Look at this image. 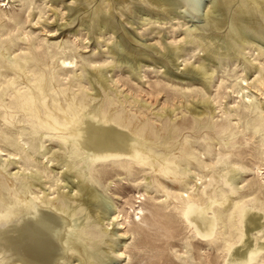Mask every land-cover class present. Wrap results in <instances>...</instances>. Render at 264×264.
I'll return each mask as SVG.
<instances>
[{
	"label": "rangeland",
	"instance_id": "374dc122",
	"mask_svg": "<svg viewBox=\"0 0 264 264\" xmlns=\"http://www.w3.org/2000/svg\"><path fill=\"white\" fill-rule=\"evenodd\" d=\"M207 2H204V10L211 6ZM222 5L226 6V2ZM118 6L113 0H0V11L7 14L0 15V50L6 51L8 58L17 56L21 61L45 50L52 52L54 58L73 60L74 66L68 69L58 66L56 61L47 63L59 72L55 76L59 79L58 86L64 90L95 93L91 77L96 80L101 73L106 92L90 104L99 101L112 115L129 117L134 125L136 113L144 111L151 119L150 133L146 134L153 150L160 157L179 162L164 172L157 160L144 164L121 159L95 165L74 154L75 165L94 175V189L121 210L117 220L103 222L109 235L102 245V253L112 258L109 264H224L227 253L224 225H218L211 239H199L192 224L182 215L184 201L174 195L180 188L187 193H202L204 188L209 189L216 183L210 175L200 179L212 169L207 171L195 165L189 173L184 172L186 166L180 162L188 159V151L192 150L199 162L203 159L210 162L212 157L218 158L227 151L231 159L237 161L230 166L232 172L240 166L253 168L238 175V188L264 202V160L256 158V154L264 157L260 154L264 148L259 135L254 137L245 130L248 119L245 105L255 102L257 108H264V89L260 86L264 81V34L253 29L249 35L254 44L247 48H241V44L238 58L217 55L210 61L208 56L214 46L206 39L199 41L200 35L208 33L204 29L206 20L189 15V4L178 8L175 16L142 0ZM98 9L101 17L96 14ZM252 20L251 27L264 31V14L258 12ZM213 31L225 36L228 28L223 25ZM131 35L134 40H130ZM170 46H177L179 52L164 58ZM122 49L144 50L147 54L141 55L140 61L125 63L117 55ZM201 65L206 72H202L199 79L190 80L182 75L187 68ZM10 73L11 79L14 72ZM247 92L253 102L244 101L242 96ZM112 100L117 104H111ZM195 108L209 114L196 119L192 115ZM118 127L129 132L128 128ZM173 131L175 136H172ZM16 132L11 131L13 135ZM29 132L27 130L20 138L28 141V136L35 135ZM174 139L178 142L176 147ZM46 145L50 148L49 159L54 163L64 157L60 139L47 141ZM25 147L42 158L29 143ZM207 147H211V152ZM0 159L8 164V170H0V177L10 181L9 172L17 171L20 164H10L7 155H0ZM192 162L197 163L194 158ZM258 165L261 171L256 169ZM52 166L57 171L59 166ZM43 180L49 181L45 188L50 196L68 191V188H60L65 182L46 176ZM250 185L254 188H248ZM100 228L102 226L93 229L97 233ZM109 240L115 242V251L125 254L108 252ZM125 242L126 247H121ZM227 257L226 261L229 254Z\"/></svg>",
	"mask_w": 264,
	"mask_h": 264
},
{
	"label": "bare ground",
	"instance_id": "6f19581e",
	"mask_svg": "<svg viewBox=\"0 0 264 264\" xmlns=\"http://www.w3.org/2000/svg\"><path fill=\"white\" fill-rule=\"evenodd\" d=\"M113 1L120 8L132 0ZM142 1L149 2L166 14L174 16L178 8L189 4V15L197 20L204 17V29L208 30V33L200 35L199 41L206 39L214 46L208 56L210 61L217 55L230 59L238 58L241 44V48L254 44L249 35L253 29L264 34L261 28L251 27L252 18H256L258 12L264 14V0ZM207 1L211 6L204 10L203 5ZM224 1L226 6L222 5ZM100 12V9L96 10L99 17L102 16ZM1 14L7 15L5 11H0ZM8 19L11 20L9 16ZM223 25L228 28L225 36L213 31ZM128 35L130 34L127 32ZM133 37L131 35L130 40H134ZM174 47L169 55L164 54L163 57L177 55L180 46ZM39 53L21 61L17 56L8 58L7 52L0 50V155H7L10 164L14 162L23 168L22 172L20 167L17 171L9 172L10 181L0 177V264H74L75 261L77 264H109L112 258L102 253V245L108 241L106 236L109 235L103 222L117 220L121 210L113 201L108 202L110 199L94 189V175L91 171L75 165L74 154L81 155L95 165L121 159L144 164L157 160L164 172H168L179 162L160 157L153 150L146 134L150 133L148 123L151 119L144 111L136 113L138 116H134V125L129 117L112 115L102 104L99 105V101L90 104L106 92L103 83L105 78L101 73L96 80L91 77L95 93L78 92L71 88L64 90L58 86L59 79L55 76L59 72L55 70L54 65L51 68L47 63L53 64L56 61L58 66L68 69L74 66L75 62L54 58V54L48 50ZM146 54L144 50L138 49H122L117 52L119 59L125 63L140 61L139 57ZM173 65L175 67V64ZM11 71L14 76L10 79ZM202 72H206L203 65L192 66L184 70L182 75L192 80L198 78ZM97 83L100 85L97 86ZM260 83L264 89V81ZM242 97L246 102L251 99L248 92ZM110 103L117 104L113 100ZM245 107L248 108L245 130H249V134L254 137L259 135L261 147L264 148V108H257L255 102ZM130 111L133 109L130 108ZM208 114L204 109H192V115L196 119ZM114 123L128 128L129 132ZM12 130L17 131L16 135L11 133ZM27 130L35 135L28 136L29 140L25 141L20 137ZM173 135H176L174 131ZM56 139L62 141L65 153L62 159L54 163L49 159L50 148L46 142ZM26 143L32 146V150L39 152L42 158L26 148ZM177 143L174 139L175 147ZM207 150L211 152V147H207ZM260 154H264V149ZM187 155L188 159L180 162L186 166L185 173H189L192 166L199 165L207 171L212 169L210 174L204 173L200 179L210 175L216 181L209 186L211 188H204L202 193H187L180 188L174 195L184 201L181 212L192 224L195 234L201 240L211 239L218 225L222 223L226 234L224 248L227 252L224 264H264V202L257 197H250L238 188L237 184L238 175L253 168L240 166L232 172L230 166L235 165L237 161H233L227 151L218 158L212 157L210 162L204 159L201 162L195 160L192 150L188 151ZM193 158L197 163L192 162ZM256 158L264 160L263 156L257 154ZM7 165L0 159V170H8ZM52 165L59 166L57 171ZM256 169L260 170L261 165ZM28 170L30 172H27ZM45 176L55 178L56 182H65L60 188H68V191H58L56 196H50L45 188L49 182L43 180ZM248 188H254V185ZM99 226L102 228L96 233L93 228ZM114 243L109 240L108 252L125 254L124 251H115L117 247H113ZM126 245L125 242L120 246L125 248ZM228 254L229 259L226 261Z\"/></svg>",
	"mask_w": 264,
	"mask_h": 264
}]
</instances>
